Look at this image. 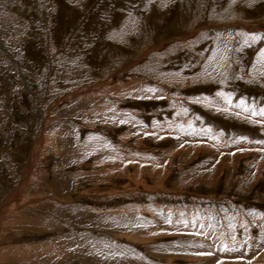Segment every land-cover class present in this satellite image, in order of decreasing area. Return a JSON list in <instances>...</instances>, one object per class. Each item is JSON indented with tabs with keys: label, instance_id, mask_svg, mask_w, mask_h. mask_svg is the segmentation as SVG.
I'll list each match as a JSON object with an SVG mask.
<instances>
[{
	"label": "rangeland",
	"instance_id": "rangeland-1",
	"mask_svg": "<svg viewBox=\"0 0 264 264\" xmlns=\"http://www.w3.org/2000/svg\"><path fill=\"white\" fill-rule=\"evenodd\" d=\"M241 100L264 0H0V264H264Z\"/></svg>",
	"mask_w": 264,
	"mask_h": 264
},
{
	"label": "snow or ice",
	"instance_id": "snow-or-ice-1",
	"mask_svg": "<svg viewBox=\"0 0 264 264\" xmlns=\"http://www.w3.org/2000/svg\"><path fill=\"white\" fill-rule=\"evenodd\" d=\"M148 91H152L151 89H148ZM222 95V94H221ZM226 103L229 105L231 104V99L230 98H225ZM240 107H244L245 112H250L252 116H259V117H264V108H260L259 110L256 109H249L248 107L245 106V102L243 100L240 101ZM191 127V125H189Z\"/></svg>",
	"mask_w": 264,
	"mask_h": 264
},
{
	"label": "bare ground",
	"instance_id": "bare-ground-1",
	"mask_svg": "<svg viewBox=\"0 0 264 264\" xmlns=\"http://www.w3.org/2000/svg\"><path fill=\"white\" fill-rule=\"evenodd\" d=\"M60 247H62V245H60ZM66 247V246H65ZM63 248V247H62ZM67 248V247H66ZM39 250H41L43 253H44V255H46V256H48V259L45 261V264H46V262L48 261H50V260H52V259H55V258H58V256L59 255H52V254H48V252L49 251H51V249H48V248H46V247H42V249H41V247H40V249ZM64 250V249H63ZM62 251V250H61ZM11 252V251H10ZM13 252V251H12ZM27 252V251H26ZM13 253H15V252H13ZM55 254H57V253H55ZM65 253L64 252H61L60 253V255L61 256H63ZM43 255V254H42ZM39 256V255H38ZM45 256V257H46ZM29 257V256H28ZM64 257V256H63ZM36 258V257H35ZM44 258V257H43ZM46 259V258H45ZM32 260V259H31ZM38 260V259H37ZM25 261V260H24ZM40 261V260H39ZM38 261V262H39ZM43 261V260H42ZM27 263V262H26ZM32 263V262H31ZM24 264V263H23ZM36 264V263H35ZM43 264V263H42Z\"/></svg>",
	"mask_w": 264,
	"mask_h": 264
},
{
	"label": "crops",
	"instance_id": "crops-1",
	"mask_svg": "<svg viewBox=\"0 0 264 264\" xmlns=\"http://www.w3.org/2000/svg\"><path fill=\"white\" fill-rule=\"evenodd\" d=\"M64 256V255H63Z\"/></svg>",
	"mask_w": 264,
	"mask_h": 264
}]
</instances>
